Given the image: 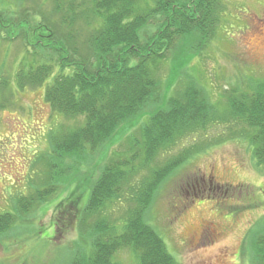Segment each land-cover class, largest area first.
I'll return each mask as SVG.
<instances>
[{
  "label": "trees",
  "instance_id": "trees-1",
  "mask_svg": "<svg viewBox=\"0 0 264 264\" xmlns=\"http://www.w3.org/2000/svg\"><path fill=\"white\" fill-rule=\"evenodd\" d=\"M25 1L0 0V43L20 39L24 49L12 80L1 76L0 67V105L12 84L46 83L43 96L50 108L78 121L50 129L43 161L48 173L29 197L18 199L22 207L43 201L76 175L87 153L124 134V149L111 150L109 157L103 153L85 203L80 207V195L66 200L74 203L70 217L78 219L80 236L68 264H116L114 255L123 249L133 252L138 264H178L145 216L160 184L205 146H178L172 153L173 148L223 124L244 138L257 165H264V80L229 91L222 105L191 77L168 92L180 80L176 68L188 61L178 53L190 44L200 51L210 41L223 1L51 0L47 12L41 2ZM168 60L163 85L161 66ZM130 124L137 129L121 133ZM162 155L166 158L159 162ZM121 200L129 207L123 218L110 221L105 209ZM12 222L10 212H0V233ZM253 235L252 264H264V232Z\"/></svg>",
  "mask_w": 264,
  "mask_h": 264
},
{
  "label": "rangeland",
  "instance_id": "rangeland-1",
  "mask_svg": "<svg viewBox=\"0 0 264 264\" xmlns=\"http://www.w3.org/2000/svg\"><path fill=\"white\" fill-rule=\"evenodd\" d=\"M30 1L41 2L44 12L51 9V0H26L24 4ZM222 1L224 11L210 41L200 51L193 52L190 44L185 53H178L182 61H188L180 70L176 68L180 80L168 92L191 77L212 102L222 105L229 91L247 90L253 79L264 80V0ZM23 55L20 39L0 43L1 76L12 80ZM169 72L168 60L161 66L163 85ZM45 84L24 88L12 84L11 94L8 91L7 98H1L5 102L0 105V212H10L13 222L0 233V264H68L80 236L78 219L70 217L74 203L66 200L80 195L81 207L103 153L109 157L111 150L125 148L126 136L119 133L114 144L87 153L76 175L60 183L43 201L34 202L28 210L22 207L18 199L29 197L48 173L43 161L49 152L50 129L78 121L50 108L43 96ZM137 127L127 125L121 133ZM232 134L227 126L214 123L178 143L172 153L189 144L205 148L166 177L146 212L147 222L178 264H252L253 234L264 232V165H257L244 138ZM165 158L158 157L159 162ZM129 205L127 200L110 204L105 209L108 219L120 220ZM114 261L138 264L128 249L116 252Z\"/></svg>",
  "mask_w": 264,
  "mask_h": 264
}]
</instances>
